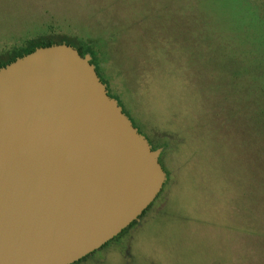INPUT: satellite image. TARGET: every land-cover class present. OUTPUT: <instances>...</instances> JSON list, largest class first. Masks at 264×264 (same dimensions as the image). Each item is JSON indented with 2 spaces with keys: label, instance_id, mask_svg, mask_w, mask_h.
<instances>
[{
  "label": "rangeland",
  "instance_id": "obj_1",
  "mask_svg": "<svg viewBox=\"0 0 264 264\" xmlns=\"http://www.w3.org/2000/svg\"><path fill=\"white\" fill-rule=\"evenodd\" d=\"M43 39L92 58L168 177L76 264H264V0H0V61Z\"/></svg>",
  "mask_w": 264,
  "mask_h": 264
},
{
  "label": "water",
  "instance_id": "obj_2",
  "mask_svg": "<svg viewBox=\"0 0 264 264\" xmlns=\"http://www.w3.org/2000/svg\"><path fill=\"white\" fill-rule=\"evenodd\" d=\"M89 55L40 47L0 68V264H76L168 179Z\"/></svg>",
  "mask_w": 264,
  "mask_h": 264
},
{
  "label": "trees",
  "instance_id": "obj_3",
  "mask_svg": "<svg viewBox=\"0 0 264 264\" xmlns=\"http://www.w3.org/2000/svg\"><path fill=\"white\" fill-rule=\"evenodd\" d=\"M25 45H30V48L28 49V52L26 53L27 54H30L32 52H34L37 48H40V47H50V46H53V45H56V43L52 40V39H43L41 41H38V42H33V41H30V42H26ZM79 52L82 56H85V52L82 50V49H79ZM25 55V54H24ZM23 54L20 56V57H23L24 56ZM17 58L16 57H13L12 59L8 60V61H0V68L2 67H5L7 66L8 64L14 62ZM102 80V79H101ZM103 81V80H102ZM125 113V112H124ZM161 161V160H160ZM161 163V162H160ZM150 208V207H149ZM145 214V212H144ZM143 214V215H144ZM134 224V223H133ZM132 224V225H133ZM131 225V226H132ZM125 232V231H124Z\"/></svg>",
  "mask_w": 264,
  "mask_h": 264
},
{
  "label": "flooded vegetation",
  "instance_id": "obj_4",
  "mask_svg": "<svg viewBox=\"0 0 264 264\" xmlns=\"http://www.w3.org/2000/svg\"><path fill=\"white\" fill-rule=\"evenodd\" d=\"M96 71H97V73H98V75L100 76V72L98 71V69L96 68ZM100 78H101V76H100ZM102 79V78H101ZM150 142V141H149ZM150 144H151V142H150Z\"/></svg>",
  "mask_w": 264,
  "mask_h": 264
}]
</instances>
